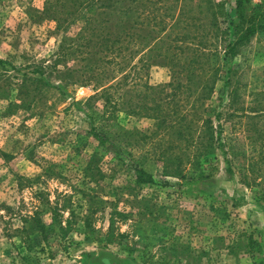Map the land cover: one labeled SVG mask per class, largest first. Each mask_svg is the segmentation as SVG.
Here are the masks:
<instances>
[{
    "label": "rangeland",
    "instance_id": "obj_1",
    "mask_svg": "<svg viewBox=\"0 0 264 264\" xmlns=\"http://www.w3.org/2000/svg\"><path fill=\"white\" fill-rule=\"evenodd\" d=\"M114 1L93 0L91 13L85 0H0V264H96L88 253L95 259L109 253L128 264H258L264 257V166L256 170L250 159H258L264 141V34L237 49L229 66L223 19L226 10L235 14L236 0H148L142 17L144 0H116L114 9L102 13ZM127 5L132 10L126 24L137 33L134 23L144 21L141 34L149 39L160 28L156 21L164 19L170 30L171 15L182 14L177 38L167 30L160 34L163 48L177 49L182 63L193 54L190 44L218 53L211 98L206 104L182 98L180 107L188 114L182 141L189 137L186 125L194 129L200 122L204 105L203 117L214 129L222 127L226 153L219 142L196 150L203 161L210 149L213 160L202 167L217 181L212 193L176 185L183 182L176 168L165 169L164 159L174 162L168 155L177 154L179 144L183 161L195 154L185 141H172L177 125L158 140L142 137L155 130L156 120L136 108L138 93H149L146 84L164 85L169 93L172 69L156 51L148 66L143 60L149 47L135 34L124 35L126 15L118 22L119 9ZM259 5L249 1L245 13L262 12ZM105 33L119 39L116 50L99 49ZM225 78L230 83L223 95ZM44 80L60 83L66 94ZM151 96L164 97L157 89ZM90 122L123 148L120 157L89 134ZM159 137L163 148L168 140L174 145L164 159ZM133 163L154 182H139Z\"/></svg>",
    "mask_w": 264,
    "mask_h": 264
},
{
    "label": "trees",
    "instance_id": "obj_2",
    "mask_svg": "<svg viewBox=\"0 0 264 264\" xmlns=\"http://www.w3.org/2000/svg\"><path fill=\"white\" fill-rule=\"evenodd\" d=\"M86 4L85 6L89 7L87 8V12L93 13L95 12V9L93 10L92 8V1L93 0H85ZM134 1V0H133ZM146 1L142 3V8L139 12V15L142 17V14L146 10ZM151 2V0H150ZM248 0H236V7H235V14H231L226 10L225 17L223 19L224 22H226V27L222 31L226 33L228 36V41L225 45L224 53H223V59H225V64L231 65L230 57L235 55L237 52V49H239L241 46L247 44L251 37L255 36L256 34L263 35L264 34V10L259 11L257 8L253 9L251 13H245V10L248 8ZM129 3V2H128ZM127 3V4H128ZM131 3V2H130ZM117 1L115 0L114 3L112 4H106L102 7L103 11L102 13H106L108 9L112 8L114 9L116 7ZM264 5V3L260 4ZM148 8V7H147ZM155 10H160V7H155ZM132 10V8L127 5L124 9H119L120 13L122 15L119 16L120 18L124 19L126 15V19L123 20V22L126 24L127 19L128 21H131V14L129 16V12ZM181 13V12H179ZM182 14H178V16L171 15V20L173 21V24H170V30L166 28L167 24L164 19H160L159 21H156V25H159V30H154L153 32H156L151 35V39L148 38L147 35L141 34V31L143 29L142 25H145L144 21H140L137 23H134L138 29H136L138 32L136 33L135 27L132 26V23L129 24V22L124 25V35L127 36L128 38L133 37V34H135L140 40V44H145L148 48L147 52V59L143 60L144 62H147L148 66L151 65V62H153V59H156L155 56H153V51H156L157 56H162L168 59L169 64L172 69V82L170 81L167 83V86L171 87L170 92H164V85L163 86H153V85H145V89L149 90V93L147 90L144 93H138V95L141 97L140 100H138L135 104L136 108H138V111L143 112L144 114H147V116H152L156 120V128L154 131H152L149 135L143 134V138H157L158 136H161V134L167 133L170 134L169 129H173V127H176V125L179 127L176 130V138L172 139V141H180L184 142V146L186 148H191L195 147V154L188 155L185 160L183 161L181 158H179L181 155L179 154L180 152L183 153V149H181V144L178 145V151L177 154H173V151L169 153V157H173L174 162H166V160L162 157L166 153V151H171L174 148V145L172 141L168 140L167 142L169 145L162 147L164 142L162 143V139L159 137L160 143L158 144L159 147H162L163 149L161 150V155L160 158H163L165 161V169H170L172 166H174L176 169L173 172H176L178 174L179 179H181L183 182H177L176 185H182V184H187L192 190L196 192H205V193H212V189L216 186L217 181L214 177H212V172L205 170L202 165L204 162H210V160L213 158L210 156V149L206 151L203 154L204 160H200L197 155H196V150L198 147H213L214 143L219 142L221 145V152L226 153L224 151V144L221 143L223 142V138L221 135L222 133V127L221 129H214V125L212 123V120L210 117H203V113L206 111V106L204 105L202 108V113H197L194 111V114H198V119H200V122L196 124V127L192 129V126L189 124L186 125V128L188 129V132L186 133L189 137L186 139L182 138L184 137V133L181 131V127L185 126V121H188V114L185 112L181 114V109L182 107L181 100L182 98H189L191 100L193 98L194 102L197 100L203 101H208L213 92H214V87L215 83L217 80L218 76V71L220 68L219 63H217L218 59V53L214 51H207L202 47H196L192 46L191 44L189 45L193 49V54L191 57L188 59H185L183 63L178 59L179 57V51L176 49L171 50L170 46H164L165 45V40L163 39L162 35H160L162 32H166V30L171 33L168 36L174 35L176 36L175 38L178 37L179 32L176 30V27L178 26V23L183 21V18L181 16ZM145 20L148 21V16L145 15L144 17ZM89 17L86 18V22H88ZM186 21V18H185ZM189 24L187 21L186 25ZM213 26V37L216 36L214 34H217L218 31V22L217 18L212 17V22ZM117 27L119 26L118 23H116ZM132 28H134L133 31ZM166 28V29H165ZM86 29H88L86 27ZM111 33H105L104 35L100 34L98 37V40H101V44L99 46V49L101 48L102 50L104 49V52H112L113 50H116L117 47H115V44L119 41L117 37H110ZM201 36L207 37V32L206 29L204 32L201 33ZM197 35H192L191 38H196ZM149 40V41H148ZM150 41H154V45L150 46L149 43ZM149 42V43H148ZM151 44V43H150ZM179 45H175L177 47ZM182 46V45H181ZM189 47V48H190ZM197 48V49H196ZM120 49V48H119ZM103 52V51H102ZM101 52V53H102ZM170 55V57L168 56ZM101 57V56H100ZM99 58V57H98ZM99 61V59H97ZM151 61V62H150ZM107 62H112V60H109ZM0 63H3L0 60ZM37 73H40L41 79L43 80L44 77L41 73L40 70H34ZM264 73V67L262 69ZM228 72V71H227ZM210 73L209 77L207 78V74ZM45 84L56 87L58 89H61L63 94H66V90L63 88V86L60 83H49L48 81H45ZM230 81L229 78L224 79L223 83V95L226 92V87L229 85ZM159 90L164 97L161 98H153L151 96V93L154 90ZM191 92V94H190ZM232 94H236V89L233 91H230ZM263 92H259V96H263ZM167 102V103H165ZM171 102H174L171 104ZM259 102H261L259 100ZM76 104V103H75ZM168 104L167 108H164V105ZM192 104V103H190ZM206 104V103H205ZM177 108V109H176ZM167 109V110H166ZM167 111V112H166ZM135 112V111H133ZM168 114L169 116L171 115L172 118L174 116V120L171 121L170 123H167L168 120H166L165 116ZM180 114V115H179ZM220 114L217 113V117H219ZM192 120V119H191ZM191 122V121H190ZM197 123V122H196ZM220 126V125H219ZM89 134L97 141L99 144L103 145L105 148L108 150H111L114 152L117 156L120 157V153L122 152V147L115 142L114 139H112L103 128H99L96 125H93L92 122L89 123V129H88ZM198 133L197 135H195ZM195 135V136H194ZM175 136V135H174ZM193 137V138H192ZM192 138V139H191ZM191 139V141H189ZM204 139L206 141L204 142ZM252 139V138H251ZM156 140V141H157ZM155 141V142H156ZM260 147L256 151L258 152V159L253 160L252 158L250 159V166L252 168H256V170H261L262 167L264 166V141L259 142ZM173 155V156H172ZM172 161V160H169ZM230 164V162H229ZM199 165L198 171H194V166ZM133 168L138 174V181L143 182V183H153L154 178L153 175L147 171L138 164L133 163ZM230 173H232V168L227 169ZM244 178V177H243ZM165 184H168L165 182ZM39 228L40 234H46L45 232L47 231L45 225L40 224L39 222L34 223ZM45 238V237H44ZM258 247V244H257ZM89 257L90 261H94L96 264H122L123 262L120 261V259H115L112 255L109 253H103L101 256H96L93 253H88L87 254ZM165 256V255H164ZM166 257V256H165ZM176 262L178 263L179 260L175 258ZM170 263V261H169ZM166 262H162V264H169ZM123 264H128L126 261ZM154 264H161V261L156 260ZM258 264H264V257L259 261Z\"/></svg>",
    "mask_w": 264,
    "mask_h": 264
},
{
    "label": "built area",
    "instance_id": "obj_3",
    "mask_svg": "<svg viewBox=\"0 0 264 264\" xmlns=\"http://www.w3.org/2000/svg\"><path fill=\"white\" fill-rule=\"evenodd\" d=\"M249 1H250L252 4H255V5L264 3V0H249Z\"/></svg>",
    "mask_w": 264,
    "mask_h": 264
}]
</instances>
